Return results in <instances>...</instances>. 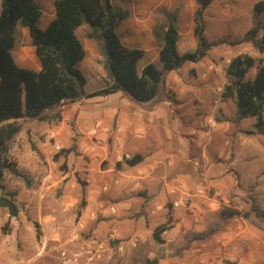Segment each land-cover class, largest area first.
<instances>
[{
	"label": "rangeland",
	"instance_id": "1",
	"mask_svg": "<svg viewBox=\"0 0 264 264\" xmlns=\"http://www.w3.org/2000/svg\"><path fill=\"white\" fill-rule=\"evenodd\" d=\"M111 1L130 11L118 30L124 44L148 52L139 71L148 62L162 68L151 41L172 14L179 48L196 51L197 0ZM259 1L214 0L204 13L205 37L226 43L165 73L150 102L120 92L48 109L46 120H17L21 131L6 156L18 173H4L0 195L16 193L20 213L0 207V264H264V134L256 117L238 122L235 102L222 96L232 58L264 61L250 43L230 45L264 24L253 12ZM36 2L48 19L43 0ZM139 26L142 36L134 33ZM87 31L77 30L86 50L78 67L91 93L105 86L106 74ZM256 74L254 66L245 81ZM136 155L140 164L125 162ZM228 210L248 217L229 218ZM169 215L174 228L160 244L153 233Z\"/></svg>",
	"mask_w": 264,
	"mask_h": 264
},
{
	"label": "trees",
	"instance_id": "2",
	"mask_svg": "<svg viewBox=\"0 0 264 264\" xmlns=\"http://www.w3.org/2000/svg\"><path fill=\"white\" fill-rule=\"evenodd\" d=\"M214 0H197L198 8L194 16V36L198 41L195 52L180 54L178 51L179 32L177 17L169 16L153 36L160 46L158 55L162 68L148 63L139 71L138 64L146 51L126 46L118 30L130 18V11L111 0H54L55 18L41 29L42 16L36 0H1L0 15V179L7 170L18 173L6 154L9 143L21 131L17 120L23 118L49 119L46 110L64 103H75L85 98L108 97L123 92L134 101L147 103L154 100L164 83V74L181 68L187 62L198 63L208 52L225 40L209 43L205 37L204 13ZM257 17L264 16V0L253 7ZM21 24L30 31L36 55L41 62V70L21 68L13 56L16 43V29ZM87 25L86 37L96 43L103 58L106 74L105 86L91 93L85 87L87 79L78 65L85 59L86 50L77 35V30ZM263 33L260 36V28ZM252 44L258 53H264V24L248 31L244 40L232 42ZM257 66L256 78L245 81L251 68ZM227 82L223 88V98L232 99L238 110L237 121L256 117L259 133L264 134V61L261 57L241 54L230 60L225 71ZM57 116L53 119L56 120ZM63 152V151H62ZM143 161L142 155L125 159L130 166ZM119 166L121 164H118ZM16 193L1 194L0 207L7 209L11 217H17L20 207ZM229 218L247 213L228 210ZM174 228L171 215L153 233L154 239L164 244L163 234ZM146 264H160L158 259ZM224 264H238L228 261Z\"/></svg>",
	"mask_w": 264,
	"mask_h": 264
},
{
	"label": "crops",
	"instance_id": "3",
	"mask_svg": "<svg viewBox=\"0 0 264 264\" xmlns=\"http://www.w3.org/2000/svg\"><path fill=\"white\" fill-rule=\"evenodd\" d=\"M51 1H53V4H54V0H43V2L45 3L46 7L49 10L48 19L43 20V13H42L41 19L39 21V26L43 30L47 29V27L50 25V23L55 18V7L53 8L51 6ZM181 4H184V3L182 2ZM1 12H2V8L0 10V15H1ZM194 28H195V26H194ZM177 30H178L179 36H180L181 32L179 31V29H177ZM19 33L21 35V40H18V34ZM134 33H137L140 36H142L145 33V29H144V27H141V26L136 27ZM155 43H156L157 48H158V52H157V56H158L159 51H160V46H159L158 42H156V40H155V42H154V40L151 41V45L153 47L156 46ZM17 46H19V47L17 48L16 52L14 53L13 51L16 49ZM13 51H12V53H13L14 59H15V61L19 67L29 69V70H33V71H40L41 70V67H42L41 62H40L38 56L36 55L35 47L33 46L32 38L30 35V31L27 27H24L21 24H19L17 26V29H16V43H15V47H14ZM178 51L182 55L187 53V52H182L181 48H179V39H178ZM147 53L148 52L146 51V54ZM148 63H150V62H148ZM148 63H146L145 65H147ZM145 65H143V67ZM143 67H142V69H143Z\"/></svg>",
	"mask_w": 264,
	"mask_h": 264
},
{
	"label": "built area",
	"instance_id": "4",
	"mask_svg": "<svg viewBox=\"0 0 264 264\" xmlns=\"http://www.w3.org/2000/svg\"><path fill=\"white\" fill-rule=\"evenodd\" d=\"M174 206H175V207H180L179 202H174ZM113 211L115 212V209H114V208H113Z\"/></svg>",
	"mask_w": 264,
	"mask_h": 264
}]
</instances>
